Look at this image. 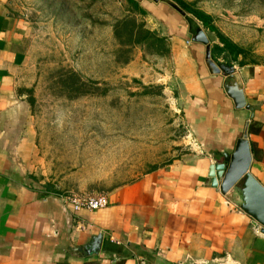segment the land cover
<instances>
[{
    "label": "crops",
    "instance_id": "crops-1",
    "mask_svg": "<svg viewBox=\"0 0 264 264\" xmlns=\"http://www.w3.org/2000/svg\"><path fill=\"white\" fill-rule=\"evenodd\" d=\"M10 1L0 0V264H264L263 229L231 194L215 187L213 177L224 172L213 171L226 163L223 154L231 155L248 123L255 122L253 133L249 126L250 173L264 187L260 52L256 63L218 58L239 75L255 111L251 120L250 111L237 110L226 95L225 79L209 73L208 47L193 42L188 22H168L170 7H162V0L156 3L167 23L150 17L169 32L171 47L168 55L158 56L171 67L161 82L167 91H180L189 149L171 164L110 192L105 209L78 212L66 201L72 196L37 179L41 150L24 87L30 26L10 11ZM256 3L260 6V0ZM211 16L226 37L248 50L243 30H223ZM236 17L260 28V9ZM214 44L217 39L211 40V52Z\"/></svg>",
    "mask_w": 264,
    "mask_h": 264
},
{
    "label": "rangeland",
    "instance_id": "rangeland-1",
    "mask_svg": "<svg viewBox=\"0 0 264 264\" xmlns=\"http://www.w3.org/2000/svg\"><path fill=\"white\" fill-rule=\"evenodd\" d=\"M136 1L149 12L159 7L154 0ZM186 1L213 14L223 30H243L246 60L264 64V0L260 6L256 0ZM257 9L260 28L236 17ZM10 11L30 26L24 87L34 99L42 183L70 196H108L188 151L180 91H167L161 82L171 67L158 56L168 53L170 41L164 49L150 46L155 40L142 48L114 34L118 22L132 19L169 40L150 15L128 0H11ZM69 74L81 78L88 95L68 96L63 82Z\"/></svg>",
    "mask_w": 264,
    "mask_h": 264
},
{
    "label": "water",
    "instance_id": "water-1",
    "mask_svg": "<svg viewBox=\"0 0 264 264\" xmlns=\"http://www.w3.org/2000/svg\"><path fill=\"white\" fill-rule=\"evenodd\" d=\"M154 1L159 2L160 0ZM162 1L170 2L169 0ZM172 6L181 15H187L176 5L172 4ZM191 30L193 31V42L208 47L205 62L209 73L213 76H222L225 79L223 89L226 95L233 101L237 110L250 111L252 120L255 111L247 103L244 85L239 75L234 72L231 66L217 63L212 59L210 37L199 25ZM249 126L250 122L242 138L237 142L234 152L231 155L223 154L226 163L213 168V171L216 169L224 172L218 174L215 172V175H213L214 173L212 175L215 187H219L224 195L231 194L237 206L248 213L264 232V187L250 173L253 155L249 141ZM221 177L223 178L220 182Z\"/></svg>",
    "mask_w": 264,
    "mask_h": 264
},
{
    "label": "trees",
    "instance_id": "trees-1",
    "mask_svg": "<svg viewBox=\"0 0 264 264\" xmlns=\"http://www.w3.org/2000/svg\"><path fill=\"white\" fill-rule=\"evenodd\" d=\"M128 1L134 7V9L136 11H139L143 16L151 15L156 19L167 23L165 14L159 8L155 9L156 11H150V13L149 11H146L144 8H142V6L136 0ZM170 1L173 3V5H176L187 15H181L177 11V9L171 6L170 13L166 14L169 20L168 22L177 24L178 22H180V20L185 19L190 25L191 29L196 28L198 25L197 22H199L206 31L215 36V39H212V41H215L216 39L218 40L219 44L213 45L211 52V57L215 62L219 63V56H224V60L226 62H236L240 57H243L244 59L248 58L249 51L239 47L228 37H226L225 34H223L221 30L216 26L214 17L200 10L195 3H191L186 0ZM114 29V34L117 39L125 35L127 44L140 46L142 48H145V46L148 45L147 43L149 41L155 40L150 46L153 47L160 44L164 49V45H166L168 41L167 38L161 37L158 32L148 29L145 23L138 25V23L132 19L118 22L117 25H115ZM169 53L170 50L167 54ZM167 54L162 53L161 55L165 56ZM251 62L254 63L255 61ZM240 65H245V63L241 62ZM69 76L70 77L68 78V80L64 81L63 84L65 86L64 88L68 89V94H70L68 96H70V98H78L89 94L88 91H84V84L80 77H78L76 74H69ZM29 102L32 106L34 105L33 98H30ZM255 126L256 123L252 122L250 126V133H253L255 131Z\"/></svg>",
    "mask_w": 264,
    "mask_h": 264
},
{
    "label": "built area",
    "instance_id": "built-area-1",
    "mask_svg": "<svg viewBox=\"0 0 264 264\" xmlns=\"http://www.w3.org/2000/svg\"><path fill=\"white\" fill-rule=\"evenodd\" d=\"M66 201L72 204L76 211L87 210L97 212L108 206V196H85V197H67Z\"/></svg>",
    "mask_w": 264,
    "mask_h": 264
}]
</instances>
